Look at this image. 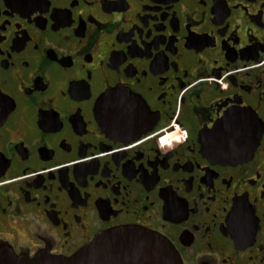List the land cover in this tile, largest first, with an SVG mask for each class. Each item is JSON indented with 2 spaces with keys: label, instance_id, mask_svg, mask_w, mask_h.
<instances>
[{
  "label": "flooded vegetation",
  "instance_id": "obj_1",
  "mask_svg": "<svg viewBox=\"0 0 264 264\" xmlns=\"http://www.w3.org/2000/svg\"><path fill=\"white\" fill-rule=\"evenodd\" d=\"M121 230L264 264V0H0V264Z\"/></svg>",
  "mask_w": 264,
  "mask_h": 264
},
{
  "label": "water",
  "instance_id": "obj_2",
  "mask_svg": "<svg viewBox=\"0 0 264 264\" xmlns=\"http://www.w3.org/2000/svg\"><path fill=\"white\" fill-rule=\"evenodd\" d=\"M107 99L111 102L122 100L132 104V98L128 95L120 93H110ZM104 110L107 107L103 101ZM110 108L114 107L111 105ZM111 110V109H110ZM102 112V111H101ZM105 115H108L104 111ZM244 116V115H242ZM100 124L103 128H107L109 121L103 118L101 113L98 114ZM241 118V116H240ZM229 117L225 116L216 128L218 131H228V136L235 139H241V135L237 134L241 131V127L230 129L227 127ZM125 125L131 124L125 119ZM114 123V122H112ZM226 137V136H225ZM250 139H253L250 137ZM16 264H182L179 256L174 249L159 237L135 230H121L97 237L91 245L85 247L73 256L67 259H51L39 257L33 261L21 262Z\"/></svg>",
  "mask_w": 264,
  "mask_h": 264
}]
</instances>
